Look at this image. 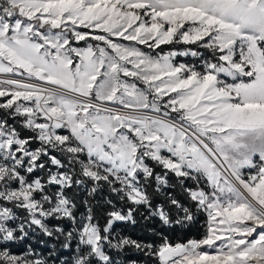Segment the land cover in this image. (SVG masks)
<instances>
[{
	"label": "snow or ice",
	"instance_id": "obj_1",
	"mask_svg": "<svg viewBox=\"0 0 264 264\" xmlns=\"http://www.w3.org/2000/svg\"><path fill=\"white\" fill-rule=\"evenodd\" d=\"M0 264H264V0H0Z\"/></svg>",
	"mask_w": 264,
	"mask_h": 264
},
{
	"label": "trees",
	"instance_id": "obj_2",
	"mask_svg": "<svg viewBox=\"0 0 264 264\" xmlns=\"http://www.w3.org/2000/svg\"><path fill=\"white\" fill-rule=\"evenodd\" d=\"M206 222V215L200 214L197 216V222L190 225L188 228L181 229L179 227L173 226L172 229H166V233L175 240H186L188 238H199L204 232V224ZM158 227V225H157ZM144 222H140L137 225H127L124 226V230L132 234L134 237L145 235ZM32 243H36L35 241Z\"/></svg>",
	"mask_w": 264,
	"mask_h": 264
},
{
	"label": "built area",
	"instance_id": "obj_3",
	"mask_svg": "<svg viewBox=\"0 0 264 264\" xmlns=\"http://www.w3.org/2000/svg\"><path fill=\"white\" fill-rule=\"evenodd\" d=\"M33 245L36 246L37 251H40L42 248V246H38V245H36V243H33ZM27 248H28V245L26 243H18L15 246H13L12 251L17 253V254H20L24 251H27Z\"/></svg>",
	"mask_w": 264,
	"mask_h": 264
},
{
	"label": "rangeland",
	"instance_id": "obj_4",
	"mask_svg": "<svg viewBox=\"0 0 264 264\" xmlns=\"http://www.w3.org/2000/svg\"><path fill=\"white\" fill-rule=\"evenodd\" d=\"M180 59H182V60H190L191 58H180ZM207 219V218H206ZM200 238V237H199ZM199 238H197V239H199ZM189 239V238H188Z\"/></svg>",
	"mask_w": 264,
	"mask_h": 264
}]
</instances>
